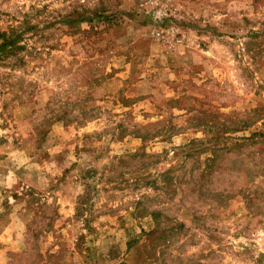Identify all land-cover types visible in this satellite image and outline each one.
I'll return each mask as SVG.
<instances>
[{
	"label": "rangeland",
	"instance_id": "374dc122",
	"mask_svg": "<svg viewBox=\"0 0 264 264\" xmlns=\"http://www.w3.org/2000/svg\"><path fill=\"white\" fill-rule=\"evenodd\" d=\"M259 133L264 0H0V264H264Z\"/></svg>",
	"mask_w": 264,
	"mask_h": 264
},
{
	"label": "trees",
	"instance_id": "16d2710c",
	"mask_svg": "<svg viewBox=\"0 0 264 264\" xmlns=\"http://www.w3.org/2000/svg\"><path fill=\"white\" fill-rule=\"evenodd\" d=\"M258 135H260L261 137H264V135H263V134H260V133H259ZM246 140H247V138H246ZM218 150H219V149H218Z\"/></svg>",
	"mask_w": 264,
	"mask_h": 264
}]
</instances>
